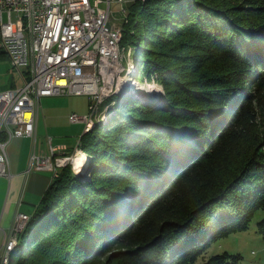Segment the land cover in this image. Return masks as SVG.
Returning a JSON list of instances; mask_svg holds the SVG:
<instances>
[{
  "label": "trees",
  "instance_id": "16d2710c",
  "mask_svg": "<svg viewBox=\"0 0 264 264\" xmlns=\"http://www.w3.org/2000/svg\"><path fill=\"white\" fill-rule=\"evenodd\" d=\"M134 4L120 46L167 100L120 101L80 135L88 177L51 175L9 264H239L209 246L260 210L264 235V0Z\"/></svg>",
  "mask_w": 264,
  "mask_h": 264
},
{
  "label": "built area",
  "instance_id": "2783aa9c",
  "mask_svg": "<svg viewBox=\"0 0 264 264\" xmlns=\"http://www.w3.org/2000/svg\"><path fill=\"white\" fill-rule=\"evenodd\" d=\"M110 2L102 7L99 0H0V51L24 78L22 85L0 90V176H13L6 151L13 138L31 137L35 142L41 97L93 93L88 96L87 114L68 116L71 122L87 124L100 96L116 90L124 64L118 59V26L109 24ZM48 144V154L30 153L22 175L35 170L56 174L73 159L74 153L64 151L54 157L50 138ZM24 213L17 212L14 218L0 264L3 252L17 239Z\"/></svg>",
  "mask_w": 264,
  "mask_h": 264
},
{
  "label": "rangeland",
  "instance_id": "374dc122",
  "mask_svg": "<svg viewBox=\"0 0 264 264\" xmlns=\"http://www.w3.org/2000/svg\"><path fill=\"white\" fill-rule=\"evenodd\" d=\"M134 1L135 0H111L109 24L121 27L122 30L123 26L126 25V27L130 31H133L135 16L132 6L134 4ZM107 2L108 0H99V5L102 7H106ZM137 42L138 36L135 35L133 36V43L137 44ZM133 50H135L134 52H136L135 67L137 71L135 70V75H137V77L143 82L146 81L154 84L152 85V92L154 94H152V96L150 93L146 94L150 97L157 98V101L142 100L136 97L134 93L130 95V92H128V90L124 86L122 93L121 90H118L117 93H114L111 96L104 97L103 101L98 104V107L96 106L94 108V113L89 114L88 121L90 118H92L94 124L95 122H99L101 120L104 121L106 113L113 111L115 109V105L123 100H131L142 104H148L150 106H152V104H157V106H160L167 100V94L164 84L156 77L151 69H145L143 73L144 75H139L138 73L137 64L138 56L140 53V46H129L126 48L124 53H127L128 51H131L132 53ZM131 56H133V54H131ZM125 59H123L124 63ZM13 80L15 81L16 85H22L24 83L23 76L18 69L12 66L10 58L7 56L0 58V90L9 88ZM128 84H130V81H128ZM140 85L141 84H139V86ZM91 94L93 93H63L41 97L37 111L38 123L36 130V140L34 142L31 137L13 138L6 146L9 163L13 164V167L14 165H25V167L27 168L28 161L30 159V152H32L33 150L36 153L42 154H48L50 152L48 144L50 138L52 144L55 145L54 147L56 148L54 151V157H57V155H59L58 153L63 151L73 152L75 157H80L79 155L81 154H84V156H86H83L84 158L80 157L84 160L86 159V168L84 172L77 173L75 169L73 170L80 177H88L91 171V161L87 154L79 148V137L84 132L90 130L94 126V124H91V126L87 127L88 124H86L84 121L71 122L68 116L72 112H75L77 114L86 113L88 111L89 103L88 96H92ZM108 107H110V109ZM57 143H63L65 144V147H68H63V149L65 150H60V147H57L56 145ZM58 169L59 168H57V170ZM37 171L49 175L53 174L51 170ZM262 215L263 212L261 210L258 211L254 215L246 230L231 233L226 237H222L214 241L209 246L207 254L210 255L213 253L227 251L229 253L239 254L241 256L239 264H264V235L259 233L257 230V221L261 218ZM25 224L26 222L24 224H21L22 226H20L17 233L22 230ZM99 261L100 262H96L94 264H106V256L101 257Z\"/></svg>",
  "mask_w": 264,
  "mask_h": 264
},
{
  "label": "crops",
  "instance_id": "0c3cea01",
  "mask_svg": "<svg viewBox=\"0 0 264 264\" xmlns=\"http://www.w3.org/2000/svg\"><path fill=\"white\" fill-rule=\"evenodd\" d=\"M14 85L16 83L13 80L10 87ZM37 123L38 118L36 130ZM56 145L64 148L68 147H65L63 143H57ZM9 169L13 175L11 178L0 176V254L3 251L6 238L12 231L11 228L17 212L21 211L29 214L32 211L51 177V175L39 171L22 175V172L26 169L25 165H14L13 167V164L9 163Z\"/></svg>",
  "mask_w": 264,
  "mask_h": 264
},
{
  "label": "bare ground",
  "instance_id": "6f19581e",
  "mask_svg": "<svg viewBox=\"0 0 264 264\" xmlns=\"http://www.w3.org/2000/svg\"><path fill=\"white\" fill-rule=\"evenodd\" d=\"M121 33H122L121 27H118L117 34H116V45H117V50H118V59H120L123 62V58L125 56L126 60H125L124 65L121 68L120 73H118V81L116 83V90L107 91L103 95H101L99 100L97 101V104L95 105V107L96 106L98 107V104L103 101L104 97L111 96L114 93H117L118 90H121V93H122L124 86L128 90V92H130V95H132L134 93V95L136 97H138L142 100L157 101V98L150 97L147 95L149 93L151 94V96H152V94H154L152 92V90H153L152 85H154V84L146 82V81L140 82L141 80H139L137 78V75H135L136 74L135 73V70H136V67H135L136 55L135 54H136V52H134L135 51L134 50V51H132V53H131V51L124 53L126 48H122L120 46V43H119L121 40ZM123 54H124V56H123ZM131 54H133V56H131ZM128 81H130V84H128ZM139 84H141V85L139 86ZM87 124H88L87 127L91 126V124H94L92 118L89 119ZM75 148H77V147H75ZM79 156L83 157L84 154H81ZM80 157L77 156L75 158V161H74L75 168L73 165V169H75L77 171V173H83L85 168H86V159L84 160ZM84 157H86V156H84ZM28 217H29V215L27 213L23 214V218H22L23 224L28 220ZM15 245H16V240H14L12 243H10V246H8L6 248V250L3 252L2 264H9L10 263V259H9L10 258V252L14 248Z\"/></svg>",
  "mask_w": 264,
  "mask_h": 264
},
{
  "label": "water",
  "instance_id": "95a60500",
  "mask_svg": "<svg viewBox=\"0 0 264 264\" xmlns=\"http://www.w3.org/2000/svg\"><path fill=\"white\" fill-rule=\"evenodd\" d=\"M123 59H125V56H124ZM125 60H126V59H125ZM123 63H124V62H123ZM139 101H140V100H139ZM100 103H101V102H100ZM152 106L157 107V104H152ZM88 111H89V109H88ZM88 111H87L86 113H84V114H87ZM76 146H77V144H76ZM64 150H65V149H64ZM72 150H73V149H72ZM64 152H65L66 154H72V153H73V152H66V151H64ZM75 158H76V157H73V159H71L70 162H68V163H70V164L72 165V167H73V165H74V168H75V164H74ZM68 163H67V164H68ZM67 164H66V165H67ZM64 166H65V165H64ZM61 167H63V166H61ZM61 167H59V169H60ZM59 169L57 170L56 174L58 173ZM52 173H53L54 175H56L55 172L52 171Z\"/></svg>",
  "mask_w": 264,
  "mask_h": 264
}]
</instances>
